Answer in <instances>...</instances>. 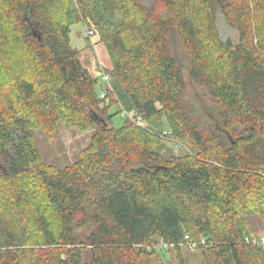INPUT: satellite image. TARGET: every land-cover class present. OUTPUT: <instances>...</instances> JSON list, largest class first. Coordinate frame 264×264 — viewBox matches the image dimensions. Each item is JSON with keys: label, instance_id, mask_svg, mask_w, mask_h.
<instances>
[{"label": "trees", "instance_id": "16d2710c", "mask_svg": "<svg viewBox=\"0 0 264 264\" xmlns=\"http://www.w3.org/2000/svg\"><path fill=\"white\" fill-rule=\"evenodd\" d=\"M77 22L108 54L101 91ZM60 123L94 132L55 167L33 131ZM249 212L264 224V0H0V264H190V241L194 264H264Z\"/></svg>", "mask_w": 264, "mask_h": 264}, {"label": "rangeland", "instance_id": "374dc122", "mask_svg": "<svg viewBox=\"0 0 264 264\" xmlns=\"http://www.w3.org/2000/svg\"><path fill=\"white\" fill-rule=\"evenodd\" d=\"M218 26L221 36L224 39L230 38L235 42L239 40L238 30L228 23L222 13L218 16ZM89 34V30H87L85 24L83 22H77L72 26L71 42L74 47L83 50L82 61L93 74L99 77L98 89L101 91L107 85L103 79V68H107L110 61L104 45L97 42L98 37L94 34L89 37ZM175 52L184 67L189 95L197 100L201 108L215 110V106L212 104L211 98L207 95L204 88L195 84L190 77V61L185 48L177 43ZM113 110H117V106H114ZM123 123L124 116L122 113H119L114 118V125L119 127ZM93 132L92 128L81 130L76 127L66 126L63 123L59 124L58 131L53 134H47L42 129H34L33 131L35 143L43 159L47 164L55 167H64L73 164L81 156L82 151L88 147ZM163 151L166 155H183L190 150L185 144H177L176 142L165 140ZM248 215L253 231L257 235L264 237V224L261 216L255 212H249ZM89 229L87 227L80 228L78 233L83 236L88 233ZM162 251L166 260L176 259L174 249H170V252L165 249ZM183 254L186 261L190 264L199 261V254L195 250L191 251L188 247H183Z\"/></svg>", "mask_w": 264, "mask_h": 264}, {"label": "built area", "instance_id": "2783aa9c", "mask_svg": "<svg viewBox=\"0 0 264 264\" xmlns=\"http://www.w3.org/2000/svg\"><path fill=\"white\" fill-rule=\"evenodd\" d=\"M89 33L93 34V30H89ZM104 79L109 82L110 76L108 74H104ZM102 97H104V98L108 97L107 93L104 92L102 94ZM186 237L188 238V236H186ZM247 240H250V238L247 237ZM252 241H254L256 243H261V244L264 245V237H259V238L254 237V238H252ZM197 244H198L197 241H190L188 245H189L190 249H195L197 247ZM172 246H174V245L173 244H170V245L169 244H165V248L166 249H168L169 247H172Z\"/></svg>", "mask_w": 264, "mask_h": 264}]
</instances>
